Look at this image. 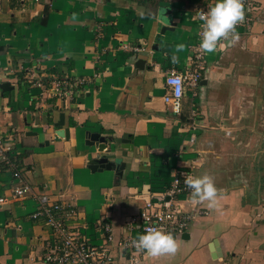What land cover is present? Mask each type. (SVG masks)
Listing matches in <instances>:
<instances>
[{
  "label": "crops",
  "instance_id": "crops-1",
  "mask_svg": "<svg viewBox=\"0 0 264 264\" xmlns=\"http://www.w3.org/2000/svg\"><path fill=\"white\" fill-rule=\"evenodd\" d=\"M221 1L0 0V136L35 192L79 213L90 244H102L99 224L121 240L126 219L158 197L176 171L192 168L196 195L175 203L207 215L194 217L186 237L142 253L136 264H264V202L244 188L216 185L218 176L202 166L200 137L206 120L235 114L241 82L255 84L264 63V0H248L250 12L237 14L251 19L246 34L220 52L206 49L203 78L186 90L180 112L163 102L165 72L192 66L191 15ZM123 45L143 50L133 56ZM63 77L92 83L65 103L47 91ZM57 128L67 134L57 137ZM95 134L104 138L103 150L88 143ZM101 157L112 167L92 171ZM12 182L10 171L0 172V264H45L43 244L53 231L30 218L34 198H10ZM113 256L112 264H125Z\"/></svg>",
  "mask_w": 264,
  "mask_h": 264
},
{
  "label": "built area",
  "instance_id": "built-area-1",
  "mask_svg": "<svg viewBox=\"0 0 264 264\" xmlns=\"http://www.w3.org/2000/svg\"><path fill=\"white\" fill-rule=\"evenodd\" d=\"M248 0H223L211 3L191 15L190 20L196 25V43L190 48V68L178 72L171 67L165 72L164 85L166 93L163 102L171 111L178 114L186 90H195L203 78L206 68V49L214 47L218 52L232 45L240 35L250 29L251 19L246 16L252 9ZM239 11L245 15L237 17ZM122 48L132 55L143 50L141 46H127ZM91 80L72 79L63 77L52 81L47 91L67 102L78 97L85 91V84ZM37 87L43 85L33 83ZM10 171L13 182L9 187L10 198L15 201H24L34 198L37 209L30 218L33 221L41 220L52 229V236L43 244L41 261L45 264H112L113 252L119 255L125 264H136L138 257L154 248H165L172 240L188 231L195 216H206V210L195 213L183 212L175 203L181 196L193 198L196 195L195 176L192 168H182L174 173L171 181L160 187L159 196L147 200L138 214L126 219V235L114 242L112 228L109 224L101 225L104 238L102 244L95 246L89 243L81 229L84 225L77 224L79 213L71 206L59 202L49 203V197L44 190L35 192L23 176L22 171L16 168L15 151L5 144L0 136V172ZM5 198L0 197V204ZM139 234L135 237L133 233Z\"/></svg>",
  "mask_w": 264,
  "mask_h": 264
},
{
  "label": "rangeland",
  "instance_id": "rangeland-1",
  "mask_svg": "<svg viewBox=\"0 0 264 264\" xmlns=\"http://www.w3.org/2000/svg\"><path fill=\"white\" fill-rule=\"evenodd\" d=\"M155 1V0H153ZM263 61V60H262ZM255 71V84L240 83L235 114L208 119L201 126L203 165L217 175L216 185L241 187L264 202V63ZM246 74V71H242ZM228 110L231 111L228 105ZM208 133V135L206 134ZM223 174V175H222ZM222 180L227 181L223 183Z\"/></svg>",
  "mask_w": 264,
  "mask_h": 264
},
{
  "label": "water",
  "instance_id": "water-1",
  "mask_svg": "<svg viewBox=\"0 0 264 264\" xmlns=\"http://www.w3.org/2000/svg\"><path fill=\"white\" fill-rule=\"evenodd\" d=\"M166 29H169V28H163L161 30V34H163ZM203 84H204V82H203ZM60 126H62V122H59V124H55V127H60ZM64 134L66 135L67 132L66 131L64 132V131L60 130V128H57L56 129V136L57 137H62V136H64ZM89 138H90L89 139V142H88L89 144H93V143L96 144L97 147L100 150H103L105 148V144H104L105 140H104V138L99 137L96 134L95 135H91ZM112 165L113 164L111 162H108L106 160V158L101 157V158H98L93 164H91L89 166V168L92 171H101L103 169L110 170V168L112 167ZM121 169H122V167H121ZM183 235H184V237H186L187 234H183Z\"/></svg>",
  "mask_w": 264,
  "mask_h": 264
}]
</instances>
